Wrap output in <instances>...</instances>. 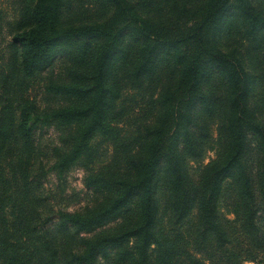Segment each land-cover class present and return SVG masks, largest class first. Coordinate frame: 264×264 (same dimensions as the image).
Listing matches in <instances>:
<instances>
[{
	"label": "trees",
	"instance_id": "obj_1",
	"mask_svg": "<svg viewBox=\"0 0 264 264\" xmlns=\"http://www.w3.org/2000/svg\"><path fill=\"white\" fill-rule=\"evenodd\" d=\"M262 99L264 0H0V264L221 263L234 243L264 264Z\"/></svg>",
	"mask_w": 264,
	"mask_h": 264
},
{
	"label": "rangeland",
	"instance_id": "obj_2",
	"mask_svg": "<svg viewBox=\"0 0 264 264\" xmlns=\"http://www.w3.org/2000/svg\"><path fill=\"white\" fill-rule=\"evenodd\" d=\"M240 23H238V19L232 17L229 19V24H225L222 25V29L220 31L219 34L222 35L224 41H227L228 39V43L230 44H240L238 42L235 41H243L241 40V32H240ZM222 39V40H223ZM226 42V43H227ZM38 83V81H37ZM31 95H37V99L40 98L41 94L39 93V91L37 89H33L31 91ZM143 98L139 99V102H143ZM262 102L264 103V100L262 99ZM119 103V100H118ZM120 106V105H119ZM135 103L130 101V103H128V107L131 110L132 108H134ZM130 113L128 112V116L129 117ZM148 113L142 118H148ZM132 123H135L134 121H132ZM213 141L211 142V144H208V148L207 150L204 152V154L196 159H188V165L191 169V173L193 175V177H196L200 171V167L203 164L208 163L209 161H211L212 159L215 158L216 156V152L219 149V144H218V139H217V135L216 133L213 134ZM57 141V132L55 130H53L52 128L48 129L45 131L44 135H43V142L45 141ZM97 140V139H96ZM95 140V143H97L98 141ZM100 148L102 147V150H100V157L98 161H106L110 155V147L106 146L105 143H101ZM83 177H84V169L82 167H75L73 168L70 173L67 176V184H68V190L70 192H76L78 194V201H76L75 203H72L69 206V209H77L80 206H82L84 204V201L86 199H88L86 197L85 194V187L83 185ZM53 179H50V181H48L47 185L51 186V184H53ZM160 202L162 203L163 199L161 196H158ZM235 187L233 185V183L231 182L230 179H226L223 183H222V192H221V198H220V203H219V211L221 214V218L223 220V224L225 225L226 229L233 235H235V237H237L238 239H240V241L244 238V236H241L240 232L238 231V225L235 221V210H236V203H235ZM163 204H161V208H160V213H161V220H162V224H166V215L163 214ZM197 209H193L189 215H188V223L187 225L184 227V231L189 230V225H191V223H193L196 219L197 216ZM235 245V246H234ZM234 245H229V247L227 248L226 251V256L224 258V260L219 263V260L216 259H212L209 258L206 254L203 253H199L196 254V258H198L203 264H255L256 260L253 257H247L245 256L242 248H240L241 246L237 245V243H234Z\"/></svg>",
	"mask_w": 264,
	"mask_h": 264
}]
</instances>
